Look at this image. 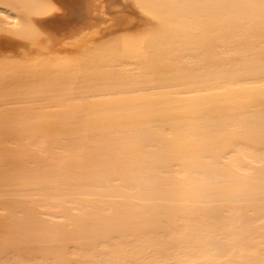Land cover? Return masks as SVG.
<instances>
[{"label":"bare ground","instance_id":"obj_1","mask_svg":"<svg viewBox=\"0 0 264 264\" xmlns=\"http://www.w3.org/2000/svg\"><path fill=\"white\" fill-rule=\"evenodd\" d=\"M56 1L0 0V264H264V0Z\"/></svg>","mask_w":264,"mask_h":264},{"label":"rangeland","instance_id":"obj_2","mask_svg":"<svg viewBox=\"0 0 264 264\" xmlns=\"http://www.w3.org/2000/svg\"><path fill=\"white\" fill-rule=\"evenodd\" d=\"M58 1L56 3L58 4ZM116 3H119L121 6L125 2L124 0H117ZM60 6V2H59ZM64 8V14L65 16H60V19L58 22L53 23L52 27H44L46 31L50 32V36L56 41H58L59 45H67L68 43H71L77 39H80L81 37L84 38L88 35H91L92 33L96 32L97 29H99L102 25L95 24L96 20H86L85 22H79L76 18V15L66 11L68 7ZM59 11V10H58ZM60 12V11H59ZM58 13V12H57ZM110 27H116V31L119 30H127L129 27L125 28L124 25H119V23L110 26ZM0 43V50H6L8 48H11L13 44H11V41L8 39H5ZM5 42V43H4ZM10 42V43H9ZM9 45V46H8Z\"/></svg>","mask_w":264,"mask_h":264}]
</instances>
